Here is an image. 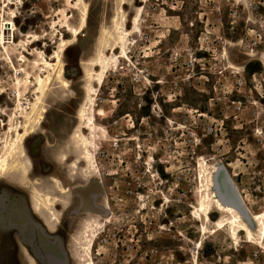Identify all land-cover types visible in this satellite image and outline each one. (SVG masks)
I'll list each match as a JSON object with an SVG mask.
<instances>
[{
  "label": "rangeland",
  "instance_id": "rangeland-1",
  "mask_svg": "<svg viewBox=\"0 0 264 264\" xmlns=\"http://www.w3.org/2000/svg\"><path fill=\"white\" fill-rule=\"evenodd\" d=\"M8 1L0 0V25L2 15L14 21L6 38L21 46L8 45L15 68L0 56V155L5 140L15 142L5 133L9 120L25 127L37 78H51L35 115L47 111L42 128L22 145L27 157L13 161L15 173L0 180V204L17 187L27 190L31 220L46 223L43 253L32 228L23 232L25 262L47 264L56 243L68 264H264L259 234L255 244L245 232L236 242L229 226L218 229L214 206L209 223L196 214L212 199L204 164L223 165L252 214H264V0H84L88 25L56 69L68 88L41 57L50 60L72 38L68 22L80 28L76 1L15 0L4 13ZM123 18L126 56L111 63L100 88L90 79L101 73L94 63L121 55L113 21ZM33 37L39 41L24 51ZM141 72L150 79L139 81ZM89 86L98 90L92 101ZM82 111L95 117L94 131L79 120ZM82 138L101 177L84 159ZM47 199L52 211H38ZM16 216H0L3 263Z\"/></svg>",
  "mask_w": 264,
  "mask_h": 264
},
{
  "label": "bare ground",
  "instance_id": "bare-ground-1",
  "mask_svg": "<svg viewBox=\"0 0 264 264\" xmlns=\"http://www.w3.org/2000/svg\"><path fill=\"white\" fill-rule=\"evenodd\" d=\"M70 1H76V6L77 8H80L81 12V17H80V28L76 29L71 26V24L68 22L67 26V32L71 35L70 40L62 39L60 41V46L59 49L55 52V54L50 58V60L47 58L46 54H42L43 56L41 57L43 60L41 62V65H43L46 69H48L50 72H53L57 76V78L60 80L62 85L65 88L69 87V83L64 79V69L63 68H58V71H56L57 66L61 63V56L65 53L66 50H68L70 47L74 45V43L77 41L79 36L84 32L88 25V14H89V8L88 5L85 3L84 0H70ZM71 3V2H70ZM16 5L15 0H9L7 3H5V6L2 7V11L6 13L7 9L12 11V7ZM12 16L14 19H16V14L13 12ZM2 23L0 25V56L1 54L5 55L6 60L12 65L13 68L14 62L12 59V55L9 53V47L8 45H12L13 47H20V44H16L15 40L12 42H8L6 38V30L7 26H12L13 30H16V25L14 21L6 22L5 21V16L2 15L1 17ZM115 28L120 32L119 34V41L117 44V47L115 49H121V55L116 57V58H109L105 60H97L94 63V66L97 68H101V73L98 74L97 77H90L92 80L91 82H94L101 88V85L103 83L105 74L107 73V69L110 68L111 63H117L119 57H124L126 56V48H125V40L127 37L130 36L129 30L126 28V20L123 18L122 20L115 19L113 21ZM135 24L138 26V18L135 20ZM82 36V35H81ZM13 37V36H12ZM12 40V39H11ZM39 39L38 37H33V41L29 42H22V46L24 47V51H26V47H28L30 44L38 42ZM114 49V50H115ZM13 50V49H11ZM22 59H20V62L26 63L27 57L25 55L21 56ZM128 58H126L127 60ZM57 62V64H55ZM35 65L39 66L38 62H35ZM42 73H45L46 71L41 70ZM22 72V71H21ZM20 82V81H19ZM18 82V83H19ZM21 83V82H20ZM30 83L29 81H26V85ZM51 84V78L50 76L44 78L43 76H39L36 81L37 85V90L36 93L38 95L37 97V103L34 105L30 106L28 110H31L33 113L26 115L25 119L27 121V125L25 127H14L13 125V118L9 120V125L7 129L5 130V133L7 136L10 138L13 136L14 143L11 145V147L7 144V140L4 138V149L2 154L0 155V180L2 178H8L11 177L14 173L15 170H17L18 165L16 162H13L17 158L19 159H24L26 156L25 152L21 151L22 145L25 143V141L28 139V137L36 131V128L41 127L44 122V115L47 113L46 110L42 109L38 115L37 118H35V115L37 114L39 110V104L41 103V100L43 96L46 94L47 87ZM20 86V84H19ZM88 95H89V100L92 101L93 95L98 92V90H95V88H92L89 86V89H87ZM88 109V108H87ZM36 112V113H35ZM34 114V117L33 115ZM0 117H1V112H0ZM79 120L82 123H85L87 125L85 129H89L91 131H94L96 129V120L95 117L92 115L91 117H88L85 111L80 112L78 116ZM6 136V137H7ZM7 139L9 140V138ZM16 137V138H14ZM10 147V148H9ZM81 148L85 150V161L88 162L89 166L95 170V172H98V175L101 177V172L99 170V164L97 161L94 159V157L91 155L89 149L91 148V144L89 140L86 138H82L81 140ZM30 166V163L27 161L25 162L24 166L23 163L21 165V168H23L22 173L23 176L27 175L28 168ZM211 166V167H210ZM208 166L207 164H204V172L206 174V179L208 182L209 187L212 186V199L211 203H207L206 200L204 202L202 201V204L198 210V213H196L199 217V219L205 218L204 221L206 223L210 222V215L212 213V206H214L217 211L223 216L222 219L216 223L218 229L222 230L225 227L229 226L230 228V233L232 234L234 240L238 242L239 235L245 232L248 236V243L250 244H255L254 243V236L255 233L259 234L260 240L262 241V244L264 246V214L262 215H253L248 206L245 203V200L243 196L240 194L238 188L233 182L232 176L228 172V170L221 164H217L216 166L210 165ZM77 168V167H76ZM225 168L228 176L230 177V184L234 187V189L237 191L238 196L240 200L243 203V207L245 209L246 215L249 217L246 220L244 216L242 215L241 212H239L237 209L234 207H231L227 205L226 203L222 202L218 196L217 189H216V184H215V178L217 173L221 171V169ZM87 174V173H86ZM201 179V178H200ZM28 181V180H27ZM206 182V184H207ZM103 184V183H102ZM29 187V186H28ZM62 190V189H61ZM208 191V189H207ZM208 195V194H207ZM54 203L47 199L44 202H37L36 208L38 211H43V210H51L53 207ZM197 211V210H196ZM203 214V215H201ZM55 220V218L53 219ZM92 240L90 241V247H91ZM88 250V249H87ZM90 250V248H89ZM92 259V258H91ZM93 261V259H92ZM91 261V264H94V262ZM0 264H1V259H0Z\"/></svg>",
  "mask_w": 264,
  "mask_h": 264
},
{
  "label": "flooded vegetation",
  "instance_id": "flooded-vegetation-1",
  "mask_svg": "<svg viewBox=\"0 0 264 264\" xmlns=\"http://www.w3.org/2000/svg\"><path fill=\"white\" fill-rule=\"evenodd\" d=\"M2 117H4V116H2ZM0 119H1V117H0ZM33 156H36V154H34ZM33 159L36 160L37 157H33ZM38 159H41V158H38ZM49 160L54 162L53 159H49ZM67 161H68V158H66V162ZM44 178L45 179L47 178L46 181H48L49 183H50V180L52 179L49 176H44ZM14 186L17 187L16 185H14ZM17 188L19 190L11 191V193H9L8 195H6V197H4V200L0 204V216H2V215L5 216V213L7 211H11V210L13 213L18 214V216H16L15 220L9 221V223H8L9 228L13 229V232L15 233V236L13 238V243L15 245L12 246V249H9L11 251V255H9L6 258V260L4 259V261H5L4 263H3V259H2V251L5 248H3V245H2L3 242L1 239V229H0V259H1V264H24V263L27 264L25 262L24 251L27 250L29 253H30V251L25 246H23L22 243L20 242V238H22V234L24 231H26L27 228H30V227L32 228L31 233L32 232L33 233L31 234L32 235L31 241L34 244L35 243L38 244L42 253L44 252V241L47 240L45 237L47 235V232H48L47 228H46V223L39 218L42 221L41 224H39V223L32 221L30 218V213L34 212V209H33V206L31 203V198L29 196L28 191L24 190L22 188H19V187H17ZM76 189L79 190L80 188H76ZM68 191H69V197H70V190L68 189ZM22 193H25L27 196L22 195ZM35 263H36V260H35Z\"/></svg>",
  "mask_w": 264,
  "mask_h": 264
},
{
  "label": "water",
  "instance_id": "water-1",
  "mask_svg": "<svg viewBox=\"0 0 264 264\" xmlns=\"http://www.w3.org/2000/svg\"><path fill=\"white\" fill-rule=\"evenodd\" d=\"M215 184L220 200L226 203L227 205L237 209L239 212L242 213L244 218L248 220L247 218L249 217L246 215L243 203L240 200L237 191L230 184V177L228 176V173L225 168L221 169V171L217 173L215 178ZM53 245L55 248L54 252L47 253L45 256L47 264H68L66 253L62 251L60 246H57L56 243H53ZM55 250H58V252Z\"/></svg>",
  "mask_w": 264,
  "mask_h": 264
},
{
  "label": "built area",
  "instance_id": "built-area-1",
  "mask_svg": "<svg viewBox=\"0 0 264 264\" xmlns=\"http://www.w3.org/2000/svg\"><path fill=\"white\" fill-rule=\"evenodd\" d=\"M150 79V75L148 73H143L141 72L139 77H138V80L139 81H148Z\"/></svg>",
  "mask_w": 264,
  "mask_h": 264
}]
</instances>
